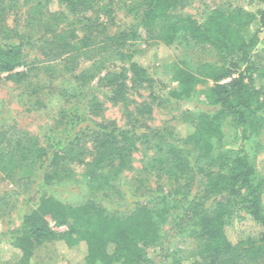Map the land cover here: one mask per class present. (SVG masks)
I'll list each match as a JSON object with an SVG mask.
<instances>
[{
  "label": "trees",
  "instance_id": "1",
  "mask_svg": "<svg viewBox=\"0 0 264 264\" xmlns=\"http://www.w3.org/2000/svg\"><path fill=\"white\" fill-rule=\"evenodd\" d=\"M31 1L19 30L18 13ZM253 1L254 11L227 4L198 20L179 12L183 0H0V80L24 85L30 112L49 108L44 86L30 84L33 74L71 80L59 88L54 125L40 137L0 133V181L24 209L15 229H0V264H29L46 243L55 245L58 264H264V179L247 148L264 128V66L254 60L264 0ZM120 9L134 16L136 30L109 32ZM133 37L142 49L129 47ZM184 41L216 61L179 60L157 73L162 51ZM94 81L106 101L123 107L130 129L96 119ZM128 82L145 87L152 103L130 101ZM203 85V110L188 111L177 127L138 132L153 104L187 100ZM225 124L236 134L235 151L223 149ZM140 144L151 145L157 158L145 168L162 172L165 184L127 179ZM77 166L89 197L65 203L56 193L73 184ZM241 214L238 229L230 227ZM178 236L192 248L170 250Z\"/></svg>",
  "mask_w": 264,
  "mask_h": 264
},
{
  "label": "rangeland",
  "instance_id": "2",
  "mask_svg": "<svg viewBox=\"0 0 264 264\" xmlns=\"http://www.w3.org/2000/svg\"><path fill=\"white\" fill-rule=\"evenodd\" d=\"M21 1V0H20ZM183 7L179 12L186 15H190L195 19L202 20L210 9L216 6L231 4L234 6H241L246 10L254 11L255 2L253 0H183ZM33 1L29 2L18 15H24L25 11L33 5ZM14 16L13 14L8 15V25L12 28ZM70 19H72L70 17ZM69 19V20H70ZM26 14L21 17V25L19 30H23V26L26 24ZM137 20L134 19L133 15H126L122 9L116 10L115 16L111 23L108 24L109 32L120 33V32H131L132 28L136 30ZM63 26V25H62ZM133 30V34H135ZM4 41H0V45H4ZM8 43H16L15 39H10ZM129 47L132 49H142L144 43L138 38L133 37L127 42ZM28 52V51H27ZM33 57V53L28 52ZM255 62L264 66V39L260 41L254 50ZM32 59V58H30ZM179 60L188 61L192 66L200 62H214L216 61V55L208 49H203L193 44L186 43L185 41L180 46L173 48H166L162 51L161 56L155 61V70L157 73H165L171 69L172 65ZM87 65V64H86ZM29 80L32 85H43L42 99L44 103L49 107L47 110L31 111L29 110L28 99L25 95L24 85L16 86L13 83L1 79L0 80V133L1 135H9L13 137L16 132H22L24 135L30 134L40 137L43 130L51 128L54 125L55 111L58 105L59 88H64L71 80L67 76H60L57 79H47V76L43 75L42 72L33 74ZM37 75V77H36ZM2 78L5 75L1 76ZM70 81V82H69ZM49 82V83H48ZM38 89L39 87H37ZM91 91L96 94L99 100V111L97 120L101 122H112L115 123L119 129H130L127 124L126 115L124 109L120 105H112L104 98L103 90L99 89L95 85V81L91 83ZM206 86H200L196 89L194 95L184 101H169L166 100L160 105H154L150 116L146 117L143 121L136 125L138 132L149 133L154 129L162 127H177L180 125V121L185 113L197 112L203 110V100L199 96V92ZM257 88H262L263 84L260 81L256 83ZM128 95L130 101L134 103L150 102L152 101L148 97V90L145 87L132 86L131 82H128ZM28 93V92H27ZM131 107V106H130ZM131 109V108H130ZM224 137V150L235 151L238 145L236 134L231 127L228 125L223 126ZM248 145L249 156L255 167L258 178L264 179V128L261 130L259 136L251 139ZM154 152L151 145L140 144L138 150L133 154L132 169L126 172L127 179L141 178L145 180L143 182L147 187L155 188L159 183L165 184L167 181L163 179L162 172H156L155 169L145 168L150 162L149 157L156 159L157 156H153ZM160 176V178H159ZM1 177V174H0ZM145 178V179H144ZM73 184L67 187H62L57 190L56 197L61 201L69 204L79 203L89 197V193L85 190V178H84V167L77 166L75 168ZM12 186L7 182L0 181V195L7 192L4 196V202L7 203L6 208L2 206L1 210L6 213L0 220V229H15L21 222L24 209L22 206V197L13 195L11 193ZM3 198V197H2ZM104 204V201L101 200ZM264 203V200H263ZM107 205H105L106 207ZM110 207V206H107ZM241 216L234 218L230 223L232 228L238 229L239 225L243 222ZM2 221V222H1ZM50 227L54 230L53 223L50 222ZM64 229V228H61ZM170 250H190L192 243L184 237H176L170 240ZM152 253V251H148ZM8 264V263H6ZM29 264H58L57 250L54 244L46 243L33 250L30 257Z\"/></svg>",
  "mask_w": 264,
  "mask_h": 264
},
{
  "label": "built area",
  "instance_id": "3",
  "mask_svg": "<svg viewBox=\"0 0 264 264\" xmlns=\"http://www.w3.org/2000/svg\"><path fill=\"white\" fill-rule=\"evenodd\" d=\"M55 228V227H54ZM56 231H62L64 229H61V228H55Z\"/></svg>",
  "mask_w": 264,
  "mask_h": 264
}]
</instances>
